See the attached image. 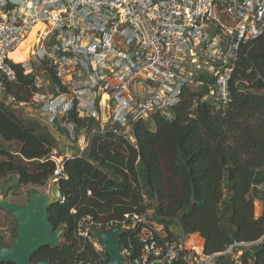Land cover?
Wrapping results in <instances>:
<instances>
[{
	"label": "trees",
	"instance_id": "16d2710c",
	"mask_svg": "<svg viewBox=\"0 0 264 264\" xmlns=\"http://www.w3.org/2000/svg\"><path fill=\"white\" fill-rule=\"evenodd\" d=\"M13 67L16 80L0 75L6 97H0V139L18 143L19 149L0 144V179L8 177L11 183L15 178L9 189L44 186L57 169L51 159L54 138L27 122L16 107L31 102L36 109L32 97L36 74L42 71L38 66L30 73L20 64ZM44 69L53 83H60L52 69ZM230 88L233 102L227 107L202 100L209 93L208 84L188 88L173 119L154 113L151 125L137 123V148L111 134L93 132L98 122L79 118L72 111L69 119L75 123L76 139L83 133L90 136L79 154L62 122H49L42 116L64 130L76 151L64 159L65 175L56 182L65 202L59 200L48 209L55 229L63 230L60 243L40 248L33 261H93L98 253L78 231L83 217L120 220L126 213H143L153 207L149 218L163 224L169 237L181 229L187 237L200 235L204 251L218 254L214 264H264V241L241 246L238 259L224 253L235 242H251L264 234V209L259 217L255 215L256 199L264 204L260 188L264 185V35L244 47ZM2 194L8 196L7 191ZM17 233L16 222L13 241L0 239V248L11 247Z\"/></svg>",
	"mask_w": 264,
	"mask_h": 264
},
{
	"label": "built area",
	"instance_id": "2783aa9c",
	"mask_svg": "<svg viewBox=\"0 0 264 264\" xmlns=\"http://www.w3.org/2000/svg\"><path fill=\"white\" fill-rule=\"evenodd\" d=\"M37 25L43 28L36 32L28 59L14 60L11 54ZM263 35L264 0H0V75L16 80L14 64L25 73L40 67L32 102L49 122L63 123L79 154L90 136L83 133L76 139L72 111L79 118L95 119L98 128L93 132L111 134L137 148V123L151 125L154 113L173 119L188 88L208 84L202 100L230 106L236 63L244 47ZM45 66L59 84L45 74ZM4 93L0 80L5 100ZM63 168V162L57 164L54 178L65 175ZM114 228L124 230L123 264H214L218 255L206 253L193 236L169 237L147 210L126 213L120 220L83 217L79 234L93 244L98 257L79 264H109L94 232ZM263 241L264 234L251 242H235L224 253L238 259L241 246Z\"/></svg>",
	"mask_w": 264,
	"mask_h": 264
},
{
	"label": "water",
	"instance_id": "95a60500",
	"mask_svg": "<svg viewBox=\"0 0 264 264\" xmlns=\"http://www.w3.org/2000/svg\"><path fill=\"white\" fill-rule=\"evenodd\" d=\"M54 179L52 187L44 192H34L25 205L15 204L0 195V208L12 214L18 225V233L11 247L0 248V264H56L52 261H33V255L42 247L57 246L63 235V230H56L49 219V206L58 202L62 196ZM183 233V229H181ZM124 230L114 228L108 232L95 231L105 246L109 256V264H123L124 255L121 252L120 236ZM160 264V263H157Z\"/></svg>",
	"mask_w": 264,
	"mask_h": 264
},
{
	"label": "rangeland",
	"instance_id": "374dc122",
	"mask_svg": "<svg viewBox=\"0 0 264 264\" xmlns=\"http://www.w3.org/2000/svg\"><path fill=\"white\" fill-rule=\"evenodd\" d=\"M219 105V103H216ZM32 103H19V113L27 120V122L32 123L33 125L37 126L38 128L42 130H46L51 133L52 137L55 141V148L52 151V157L55 158L57 164H60L64 161V159L72 155L70 151H76L74 147L76 146L74 143L70 144L69 139L67 138L64 130L57 128L56 126L51 125L48 123L45 118H43V114L40 113L39 109H35L32 107ZM63 124V123H62ZM0 144H4V146L12 149L17 150L19 149L18 143H6L3 142L0 139ZM73 149V150H72ZM54 179H51L50 182L47 185L44 186H38V185H24L18 188L9 189V185H15L16 180L13 177L11 178V183L9 182L8 177L5 179H0V195H3L2 193L4 191L8 192V196L6 197L10 202H13L15 204L19 205H25L31 195L34 192L44 193L48 191L52 184H54ZM260 188L264 190V185H262ZM5 197V196H4ZM262 202L260 199H256L255 201V213H258V211L261 209ZM150 209H153L151 207ZM149 216L151 217V212L148 211ZM16 231V219L15 217L5 211L4 209L0 208V239L3 240V242L11 243L14 239V233ZM176 236L182 235L180 231L175 230L174 233ZM241 255V254H240Z\"/></svg>",
	"mask_w": 264,
	"mask_h": 264
},
{
	"label": "bare ground",
	"instance_id": "6f19581e",
	"mask_svg": "<svg viewBox=\"0 0 264 264\" xmlns=\"http://www.w3.org/2000/svg\"><path fill=\"white\" fill-rule=\"evenodd\" d=\"M39 28H43V26L42 25H37L34 28V30L32 31V33L30 34V36L28 37V39L25 40L22 44H20V46L17 48V50H15L11 54V57L14 58V60H16V61H26L28 59L30 49H31L32 45L34 44V42L36 41L35 36H36V32H37V30ZM107 98H108V96L104 95L103 100L106 101Z\"/></svg>",
	"mask_w": 264,
	"mask_h": 264
},
{
	"label": "crops",
	"instance_id": "0c3cea01",
	"mask_svg": "<svg viewBox=\"0 0 264 264\" xmlns=\"http://www.w3.org/2000/svg\"><path fill=\"white\" fill-rule=\"evenodd\" d=\"M22 55V54H21ZM23 57V56H22ZM6 198V197H5ZM6 200H8L7 198H6ZM9 201V200H8ZM261 201V200H260ZM262 202V204H263V201H261ZM261 204V205H262ZM263 209H264V204L261 206V209L258 211V213H255V215H256V217H259L261 214H262V212H263ZM148 211H150L151 212V215L153 216V213H154V209H149ZM150 217V216H149ZM174 231V233H175V230H173ZM181 232V231H180ZM181 234H182V232H181ZM194 238H196V240L199 242V243H201L202 244V238H201V236L200 235H194L193 236Z\"/></svg>",
	"mask_w": 264,
	"mask_h": 264
}]
</instances>
